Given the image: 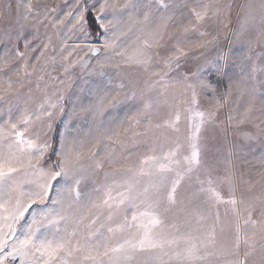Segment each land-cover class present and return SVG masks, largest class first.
Here are the masks:
<instances>
[{
  "label": "snow or ice",
  "instance_id": "1",
  "mask_svg": "<svg viewBox=\"0 0 264 264\" xmlns=\"http://www.w3.org/2000/svg\"><path fill=\"white\" fill-rule=\"evenodd\" d=\"M38 7L0 3L12 20L0 33V264H264V152L253 178L240 166L251 145L206 135L232 128L264 148V0L239 5L227 45L204 30L233 9L222 0H75L57 35L95 24L103 43L75 59L84 48L61 38L50 62L67 79L49 92L38 75L30 107L21 73L43 65L18 67L28 53L13 40L44 24ZM77 66L95 78L69 93Z\"/></svg>",
  "mask_w": 264,
  "mask_h": 264
},
{
  "label": "rangeland",
  "instance_id": "2",
  "mask_svg": "<svg viewBox=\"0 0 264 264\" xmlns=\"http://www.w3.org/2000/svg\"><path fill=\"white\" fill-rule=\"evenodd\" d=\"M3 0H0L2 3ZM15 0H13V3ZM223 3H230L233 5V9L227 15V17L221 21L211 20L207 22V26L204 29L209 33L208 39H211L212 36H219V40L222 45H227V42L232 40V32L238 27L239 25V5L246 2V0H222ZM36 3L39 5L38 12L41 13V17L43 18V14H47V19L44 20V24L36 27H29L27 29L26 37H22L20 41L13 40V43L16 45L19 51L27 52L28 55L21 60L18 61L17 66L19 67L22 65L25 60H27L28 64L37 65L40 67L41 64L43 65V71L37 74H33L31 77L23 76L21 73L20 79L24 83V87L21 88L20 93L23 98H27L29 94V89L32 90V101H30V107L35 106L40 102L42 94L36 89V80L38 75H43L44 80L41 81V87H44V84H48L49 92L55 91L57 88L63 87L58 83V80H66L67 78L64 75V69L62 67V61H60L59 56H57V61L55 64L50 62V58L53 55H56L52 51V47L57 48V52L59 51V41L61 38H66L68 40V44L75 47L77 45L84 48V51H78V53L73 57L75 59H79L80 57H91V53H87V48L85 45L91 46H99L103 43L104 34H102L101 30L98 29L96 37H93L90 32L87 36H83L80 33H68L67 29H63L59 36L57 35V29L53 27L55 21L64 17V14L69 11V9L75 4V0H36ZM55 9V11H52ZM111 17H109L110 19ZM12 25L11 19H6L0 17V33H3L6 29H9ZM66 34V35H65ZM35 37V39H33ZM49 37L52 39V46L48 49H43V44L49 42ZM28 39L32 41L31 49H36V51H31L30 49H26L23 43V39ZM11 46V45H10ZM39 46V47H38ZM3 48H0V53L3 52ZM234 50L237 54L246 53V48H242L240 45L234 46ZM41 51L46 52V57H42L41 61H37L36 57L41 55ZM198 55V53H197ZM206 56H213L215 52L209 49L205 52ZM255 59V58H253ZM45 60L49 62L44 63ZM96 63L95 58L90 59V64L94 65ZM31 70V69H30ZM230 73L233 74L234 78L239 77L242 75L240 72V68H232L230 69ZM70 76L73 77L72 87L68 89V92L71 93L77 86L83 85L85 80L93 79L94 76H90L87 69L82 70L80 67H76L74 70L70 71ZM57 78V79H53ZM259 79V75L257 77ZM13 79H17V77L13 76ZM30 81V82H29ZM229 81L224 80L220 84V91H226L227 84ZM13 103H16L15 99H13ZM5 105L0 104V108H3ZM227 113V109L222 110L221 120H224L225 114ZM18 115V113H17ZM2 123V121H0ZM245 131H254L251 125L241 126ZM206 135L209 138V141L214 146H225L236 144L240 145H251V154L246 155L247 163L241 162V168L251 175L253 178H256L261 171L259 167V157L261 156L262 152H264V148L261 147L259 141H250L245 140L244 137L236 130L230 128L227 136L220 131L219 128H210ZM250 152L249 147H243V151L240 153L241 155L247 154ZM54 157V156H53ZM55 159V157H54ZM44 210L43 206L36 207L34 206L31 211L40 212ZM23 223V222H22ZM18 260V259H17ZM19 261V260H18ZM14 263L13 261L9 260L8 264ZM19 264V263H18Z\"/></svg>",
  "mask_w": 264,
  "mask_h": 264
},
{
  "label": "trees",
  "instance_id": "3",
  "mask_svg": "<svg viewBox=\"0 0 264 264\" xmlns=\"http://www.w3.org/2000/svg\"><path fill=\"white\" fill-rule=\"evenodd\" d=\"M97 31H98V28L96 27L95 24L92 25L91 29L89 30L90 34L93 36V37H96L97 35ZM52 159H54V157H52Z\"/></svg>",
  "mask_w": 264,
  "mask_h": 264
},
{
  "label": "built area",
  "instance_id": "4",
  "mask_svg": "<svg viewBox=\"0 0 264 264\" xmlns=\"http://www.w3.org/2000/svg\"><path fill=\"white\" fill-rule=\"evenodd\" d=\"M19 263V261L18 260H16L14 263H12V264H18Z\"/></svg>",
  "mask_w": 264,
  "mask_h": 264
}]
</instances>
